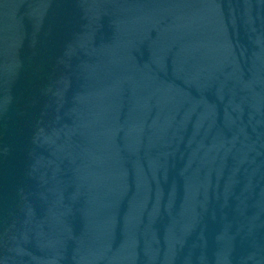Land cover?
<instances>
[{
	"label": "water",
	"instance_id": "obj_1",
	"mask_svg": "<svg viewBox=\"0 0 264 264\" xmlns=\"http://www.w3.org/2000/svg\"><path fill=\"white\" fill-rule=\"evenodd\" d=\"M0 264H264V0H0Z\"/></svg>",
	"mask_w": 264,
	"mask_h": 264
}]
</instances>
